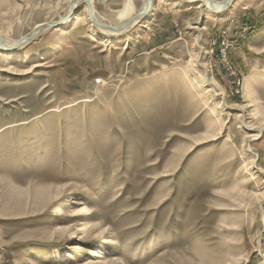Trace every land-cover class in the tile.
I'll return each mask as SVG.
<instances>
[{
    "label": "rangeland",
    "instance_id": "1",
    "mask_svg": "<svg viewBox=\"0 0 264 264\" xmlns=\"http://www.w3.org/2000/svg\"><path fill=\"white\" fill-rule=\"evenodd\" d=\"M91 1L119 24L127 0ZM151 3L138 26L95 38L83 0L68 17L69 0H0L8 43L65 29L0 53V264H260L264 203L234 198L255 192L238 175L240 123L264 128V0ZM250 146L264 170V132Z\"/></svg>",
    "mask_w": 264,
    "mask_h": 264
},
{
    "label": "bare ground",
    "instance_id": "2",
    "mask_svg": "<svg viewBox=\"0 0 264 264\" xmlns=\"http://www.w3.org/2000/svg\"><path fill=\"white\" fill-rule=\"evenodd\" d=\"M82 1V0H69V4L67 6L66 9V12L65 14L67 13H72L73 10L75 9V7L77 6V4ZM88 1V5L86 4V6H84V8L82 9V14H83V17L84 19L88 18L89 19V15L91 16V18L94 19V21L99 24L100 26H97L95 25L91 20V24H90V27L94 28L91 30V33L92 35H94V37L96 38V36L99 35H102L104 36L105 38H108L112 35H121V34H124L126 33V31H128L129 29L131 28H134L135 26H138V23L141 22V20L143 18H140L141 16L140 15H144L146 10L149 11V12H153L154 9H155V6L152 5L151 3V0H147L148 3H149V6L146 5V0H143L142 1V4L140 6V8L138 9V11H134V8H133V5H132V2L131 0H127L124 4V6L122 7L121 10H119L116 15H115V21H117L118 25H111V24H104V23H101L94 15V11H93V6H92V1L91 0H87ZM172 1H176V0H160V2H172ZM179 1V0H177ZM181 2L183 0H180ZM184 1H188V2H199V4L196 6V9H200L201 7L207 9L209 12H214V13H217L219 11H223V10H227V8L231 5V2L233 0H226L224 3H223V0H220V1H216V0H184ZM164 4V3H163ZM17 5V4H15ZM191 5V4H190ZM89 6V7H88ZM2 8V7H1ZM7 8V7H6ZM59 8V7H58ZM230 8V7H229ZM191 9V8H190ZM204 9V11H205ZM234 9V8H233ZM188 10V9H187ZM64 13V12H63ZM113 13V12H112ZM221 13V12H220ZM64 14V15H65ZM222 14V13H221ZM68 15V14H67ZM114 15V14H113ZM63 17L60 18V20L62 19ZM112 19V17H111ZM141 19V20H140ZM144 20V19H143ZM89 21V20H88ZM104 21V20H103ZM112 21V20H111ZM114 21V22H115ZM65 22V21H64ZM112 23V22H111ZM125 23H127V26L126 27H122ZM46 23L44 24H38V26H35L25 37H21L19 39H17V41H13V43H8L4 38H3V35L0 34V53H2V55L5 57V58H9V59H13L15 56H17V50L20 46V44H24L26 41H23L27 36L29 37V41H31V39H34L36 36H38L39 34H41L42 32L46 31L47 29H44L42 31H40L39 33H35V30L40 27V26H43L45 25ZM189 24V23H188ZM57 30H61L58 28V26L56 27ZM54 29V30H56ZM194 29V28H193ZM192 29V30H193ZM49 30V29H48ZM4 31V30H3ZM97 31V32H96ZM62 33L65 32V29H62L61 30ZM67 35V34H66ZM99 35V36H100ZM128 35V34H127ZM131 35V34H130ZM116 37V36H115ZM197 37V36H196ZM200 36H198L199 38ZM6 38V37H5ZM104 38V39H105ZM103 39V38H101ZM119 39V38H118ZM200 39V38H199ZM198 39V40H199ZM13 40V39H12ZM202 40V39H201ZM105 41V40H104ZM197 41V39H196ZM198 42V41H197ZM196 42V44H197ZM201 42V41H200ZM203 43V42H202ZM26 44V43H25ZM23 47V46H22ZM200 50V49H199ZM198 54V53H197ZM197 56V55H196ZM195 56V57H196ZM199 56V55H198ZM191 60V59H190ZM194 60V59H192ZM190 61L188 63V67H192L193 63H195L194 61ZM199 60V59H198ZM196 64V63H195ZM37 68V66H35ZM207 67V66H206ZM33 69V68H32ZM192 69V68H191ZM193 70V69H192ZM205 70V69H204ZM4 73H11L13 74V70L10 69V68H5L2 70ZM203 72V71H202ZM205 72V71H204ZM207 72V71H206ZM206 75V74H205ZM186 76V74H185ZM195 76H198V79L200 80L199 82L201 83V85H205V87L207 86L208 87V91L209 93H212L216 96H223L224 95L222 94V90L218 88V86L216 84L213 83V80L210 81L209 80H206L204 78V76L202 77L199 73L195 72ZM181 77V76H180ZM187 78V77H186ZM184 82V81H183ZM186 82V81H185ZM190 83V82H189ZM185 84V83H184ZM193 84V83H192ZM186 85V84H185ZM184 85V86H185ZM187 87V86H186ZM193 87V86H192ZM197 87V86H195ZM189 88V87H188ZM186 91V89H185ZM184 91V92H185ZM188 90H187V93L186 95L188 94ZM190 94L188 95L190 97L191 95V92H189ZM213 95V96H214ZM214 96V97H216ZM245 100H244V105H242L240 108H239V113L237 115V118H240L241 120H249L251 119V117L253 116L252 114H254L255 112V108H254V103L252 101L253 97L251 95H246V97H244ZM193 98H191L192 100ZM223 100V99H222ZM194 103V102H193ZM222 104H223V101H222ZM186 106V105H185ZM215 110V109H213ZM251 121V120H250ZM249 121V122H250ZM241 125H243V127L245 128L246 130V133H245V137H244V155H246V159H248L247 161H244L241 162V165L239 166V172H238V175L243 179V182H242V185L243 187H249L251 188L252 190H254L255 192H246V190H241L238 195L234 198L235 200H237L240 205L238 206L239 208L242 206V207H245L247 205H250V204H253L252 202L254 203H257L258 205H260L261 203H264V197L262 196L263 192H264V170L261 169L259 166H257V164L255 163V160L252 159L251 157V154L253 153L252 150H251V146L250 144L257 141L259 138L262 137L263 135V132H264V128H262V124H255L253 126V124H249V125H246V124H243V123H240ZM219 131V130H218ZM219 132L217 134L214 133V138L219 136ZM212 139V138H211ZM256 156V155H255ZM261 192V193H259ZM71 203L73 205H78L79 202L77 201H71ZM88 214V211H83V213H81V216L82 215H87ZM260 219L261 221H264V212H260ZM111 240H103L102 241V245H100V249H103L104 250V247H103V244L104 245H109L111 244ZM92 253V252H91ZM90 253V255H91ZM91 256H95L94 254H92ZM99 257V256H97ZM260 264H264V254L261 255V262Z\"/></svg>",
    "mask_w": 264,
    "mask_h": 264
},
{
    "label": "water",
    "instance_id": "3",
    "mask_svg": "<svg viewBox=\"0 0 264 264\" xmlns=\"http://www.w3.org/2000/svg\"><path fill=\"white\" fill-rule=\"evenodd\" d=\"M84 1V3H88V1L87 0H83ZM226 0H223V3L225 2ZM88 5V4H87ZM146 5H148L149 6V3H148V1L146 0ZM89 7V6H88ZM147 14V10H146V12H145V14L144 15H146ZM144 15L142 14V15H140L141 17L140 18H144ZM67 17H68V15H67ZM67 17H65V18H63L62 19V21H61V23L67 18ZM89 19L95 24V25H97V26H100L99 24H97L95 21H94V19L93 18H91V16L89 15ZM141 20V19H140ZM60 23V24H61ZM57 26H60L59 24H55V23H51V24H45V25H43V26H40V27H38L36 30H35V33H39L40 31H42V30H44V29H54V28H56ZM127 26V23H125L122 27L124 28V27H126ZM28 39H29V37L27 36L23 41H28ZM21 45V44H20Z\"/></svg>",
    "mask_w": 264,
    "mask_h": 264
}]
</instances>
